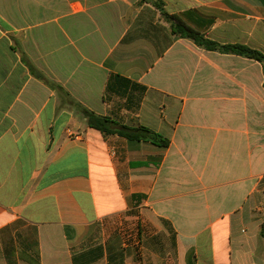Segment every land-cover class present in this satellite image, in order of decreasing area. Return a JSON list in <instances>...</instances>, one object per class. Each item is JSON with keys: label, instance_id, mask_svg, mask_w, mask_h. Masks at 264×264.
Returning <instances> with one entry per match:
<instances>
[{"label": "crops", "instance_id": "0c3cea01", "mask_svg": "<svg viewBox=\"0 0 264 264\" xmlns=\"http://www.w3.org/2000/svg\"><path fill=\"white\" fill-rule=\"evenodd\" d=\"M153 3L264 54V0H0V264H264V63Z\"/></svg>", "mask_w": 264, "mask_h": 264}, {"label": "trees", "instance_id": "16d2710c", "mask_svg": "<svg viewBox=\"0 0 264 264\" xmlns=\"http://www.w3.org/2000/svg\"><path fill=\"white\" fill-rule=\"evenodd\" d=\"M145 2L146 0H141ZM154 6L160 11L161 16L164 20L168 21L171 25V31L176 36L189 39L198 47H201L208 51H218L224 54H233L241 57L249 58L259 63H264V54L261 52L251 49L245 45L233 44V45H220L214 41L204 38L202 35L193 31L189 27L185 26L183 23H180L176 17L168 15L162 8L159 3H153ZM34 77L44 83L46 86L52 90L62 92L66 95L67 106L73 108L77 113H79L86 121V125L95 131H98L103 137H108L111 135H116L121 138H124L127 141L135 142H149L153 145L159 147H167L168 141L156 132L144 127L136 126L129 127L122 125L116 121H113L109 117L99 116L90 110L84 108L81 104L72 100L64 90L46 78L44 75L36 71ZM260 235L264 237V224L260 226Z\"/></svg>", "mask_w": 264, "mask_h": 264}, {"label": "rangeland", "instance_id": "374dc122", "mask_svg": "<svg viewBox=\"0 0 264 264\" xmlns=\"http://www.w3.org/2000/svg\"><path fill=\"white\" fill-rule=\"evenodd\" d=\"M241 229H245V226H241V228H238L239 232L241 231Z\"/></svg>", "mask_w": 264, "mask_h": 264}]
</instances>
